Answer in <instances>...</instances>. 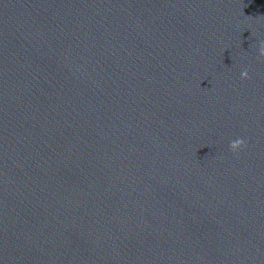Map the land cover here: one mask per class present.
I'll use <instances>...</instances> for the list:
<instances>
[{
	"label": "water",
	"instance_id": "obj_1",
	"mask_svg": "<svg viewBox=\"0 0 264 264\" xmlns=\"http://www.w3.org/2000/svg\"><path fill=\"white\" fill-rule=\"evenodd\" d=\"M261 41L264 0H0V264H264Z\"/></svg>",
	"mask_w": 264,
	"mask_h": 264
},
{
	"label": "clouds",
	"instance_id": "obj_2",
	"mask_svg": "<svg viewBox=\"0 0 264 264\" xmlns=\"http://www.w3.org/2000/svg\"><path fill=\"white\" fill-rule=\"evenodd\" d=\"M258 54H259V57H264V41L260 42V45L258 48ZM240 76H241V79H249L250 78L249 71L247 69L242 70L240 73ZM246 145H247V141L243 137H238L230 142L229 148L234 154H237L242 149H244Z\"/></svg>",
	"mask_w": 264,
	"mask_h": 264
}]
</instances>
